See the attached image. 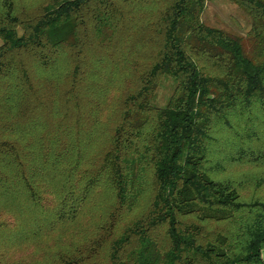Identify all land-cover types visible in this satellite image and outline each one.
<instances>
[{
  "label": "trees",
  "instance_id": "16d2710c",
  "mask_svg": "<svg viewBox=\"0 0 264 264\" xmlns=\"http://www.w3.org/2000/svg\"><path fill=\"white\" fill-rule=\"evenodd\" d=\"M232 1L250 49L206 0H0V248L105 201L90 246L37 264H264V198L228 174L264 166V0Z\"/></svg>",
  "mask_w": 264,
  "mask_h": 264
},
{
  "label": "rangeland",
  "instance_id": "374dc122",
  "mask_svg": "<svg viewBox=\"0 0 264 264\" xmlns=\"http://www.w3.org/2000/svg\"><path fill=\"white\" fill-rule=\"evenodd\" d=\"M28 3H35L37 0H24ZM202 20L205 24L223 29L234 35L241 36L245 39L247 47L251 48V43L248 38V33L251 29L252 20L247 12L237 3L232 0H206L205 9L202 13ZM123 85L120 84L113 87L108 96L104 107L103 117H112L117 107V96L122 90ZM175 81L172 78H163L156 90L154 97V104L158 106H165L173 92ZM228 174L235 179H240L243 182V194L246 196L256 195L264 198V181L257 184L258 179L264 178V166L254 164H242L229 168ZM241 176H243L241 178ZM245 176V178H244ZM251 178V179H250ZM255 178L256 180H252ZM105 205V201H93L80 216V218L73 223L64 227L45 237L39 242H28L21 246H15L8 251L5 248H0V255L3 251L2 259L5 264H37L44 261H49L48 253L51 254L60 245L63 247L77 245L83 250L93 243L98 235V226L101 224L100 209ZM139 210L129 214L120 227L124 226V222L129 221ZM109 247L104 246L94 256L89 259H84L82 264H108Z\"/></svg>",
  "mask_w": 264,
  "mask_h": 264
}]
</instances>
